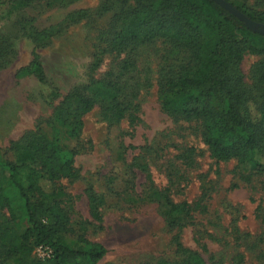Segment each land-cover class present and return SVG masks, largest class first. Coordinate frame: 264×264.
Returning <instances> with one entry per match:
<instances>
[{"label":"rangeland","instance_id":"obj_1","mask_svg":"<svg viewBox=\"0 0 264 264\" xmlns=\"http://www.w3.org/2000/svg\"><path fill=\"white\" fill-rule=\"evenodd\" d=\"M105 1L0 0V159L13 161L10 146L32 134L76 151L72 176L53 185L64 193L67 238L82 235L105 247L97 264L175 260L174 238L198 252L205 264H264V173L244 179L235 160L209 155L196 124L161 111L160 78L187 54L161 38L132 52H109L99 40L112 22L113 10L100 11ZM240 1L251 10H264V0ZM39 32L45 33L42 39ZM98 54L101 61L91 70ZM127 57L134 66L122 81L128 97L136 92V111L110 124L96 105L82 117L77 135L54 124V109L66 94L91 77L116 71ZM261 60L244 55L240 69L248 85ZM51 91L58 96L53 98ZM165 187L172 202L190 206L195 224L168 227L157 201ZM0 215L7 216L6 210ZM49 253L39 246L29 258Z\"/></svg>","mask_w":264,"mask_h":264},{"label":"trees","instance_id":"obj_2","mask_svg":"<svg viewBox=\"0 0 264 264\" xmlns=\"http://www.w3.org/2000/svg\"><path fill=\"white\" fill-rule=\"evenodd\" d=\"M225 1L264 24V10H251L240 0ZM112 10L110 29L99 34L109 52H132L161 38L187 54L186 60L169 66L160 78L161 111L174 120L196 124L209 155L217 161L235 160L244 179L263 174L264 35L247 29L213 0H106L100 6V11ZM50 29L47 35L55 27ZM43 36L44 32L37 34L38 39ZM247 53L262 57L251 75V85L240 69ZM100 61L98 54L91 70ZM133 66L127 57L116 71L100 79L91 77L87 84L73 88L55 107L54 124L77 135L82 117L96 105L110 124L136 111V92L128 97L122 81ZM32 67L40 70L37 55ZM38 75L42 81L41 73ZM50 94L58 96L54 91ZM10 151L13 161L0 159V212H7V216L0 215V264H97L105 247L82 235L67 238L69 219L61 206L64 193L53 185L72 176L76 151L41 134L30 135L23 144H12ZM186 157L190 160L191 156ZM168 190L157 192L168 227L195 224L190 206L172 202ZM176 239L178 257L158 264H205L198 252ZM195 243L204 247L197 239ZM39 246L47 248L49 255L30 259Z\"/></svg>","mask_w":264,"mask_h":264},{"label":"water","instance_id":"obj_3","mask_svg":"<svg viewBox=\"0 0 264 264\" xmlns=\"http://www.w3.org/2000/svg\"><path fill=\"white\" fill-rule=\"evenodd\" d=\"M213 1L219 4L222 8H224L228 12H230L240 21H242L247 29L251 30L252 32H256L264 35V24L251 20L246 15L241 13L236 7L226 2L225 0H213Z\"/></svg>","mask_w":264,"mask_h":264}]
</instances>
